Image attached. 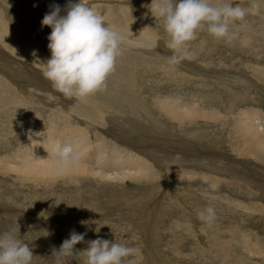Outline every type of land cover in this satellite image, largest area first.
Instances as JSON below:
<instances>
[{
  "label": "rangeland",
  "instance_id": "1",
  "mask_svg": "<svg viewBox=\"0 0 264 264\" xmlns=\"http://www.w3.org/2000/svg\"><path fill=\"white\" fill-rule=\"evenodd\" d=\"M3 1L0 12L6 22L10 14L12 24H28L25 13L17 7L11 12L13 5ZM141 1L148 5L137 6ZM154 1L166 7V15L153 7ZM20 2L23 9L32 10L30 1ZM75 2L93 20L89 6L95 2ZM205 3L124 1L133 6L130 23L144 18L139 24L150 25L159 41L142 51L105 39L102 30L70 29L59 23L63 29L57 32V43L110 46L104 53L111 55L100 56L106 58L101 66L109 71L112 61L125 70L130 83L125 93L122 84L118 86L121 109L114 108L116 113L101 106L103 131L83 117L66 118L88 130L91 145L106 146V157L117 149L124 161L134 158L128 154L146 161L144 169L140 167L143 172L133 166L143 176L136 172L126 178V170L103 167L96 170L123 173L124 178L25 174L26 165L38 160L65 161L34 152L44 156L39 134L54 129L62 135L59 129L66 122L59 117L69 114L70 107L35 75L16 69L12 62L0 64V81H7L19 100L5 102L0 94V264H264V162L241 153L244 145L236 126L242 110H256L264 119V1L228 0L225 12L217 13L211 12L209 0ZM36 13L54 25L52 14L42 9ZM31 34L33 45H57L46 42L54 37L48 30L32 28ZM88 64L97 66L90 59ZM173 99L186 103L187 109L197 105L200 114L182 122L167 117L159 103ZM259 123L264 131V121ZM60 145L66 147L64 141Z\"/></svg>",
  "mask_w": 264,
  "mask_h": 264
},
{
  "label": "bare ground",
  "instance_id": "2",
  "mask_svg": "<svg viewBox=\"0 0 264 264\" xmlns=\"http://www.w3.org/2000/svg\"><path fill=\"white\" fill-rule=\"evenodd\" d=\"M28 1L31 2L32 10H30L29 8L23 9V6L20 0H4L3 1L5 2L6 5H13L11 7V12L12 10H15L17 7L21 11V13H25L28 19V24L24 22H23V25H20V26H18L17 24H12L13 21L10 18L11 16L10 14L7 15V18H8L7 20H9V22H6L5 21L6 17L5 16L3 17L2 15L4 13L0 12V64L1 63L4 64L6 62H12L16 69H20L21 71L25 73L35 75L36 78H39L40 80L44 81L45 88L48 89L50 93L55 94L59 98H61L64 101V104L70 107V112H68L69 114L67 115L66 114L62 116L60 115L59 117L61 118V121L65 120L66 122V126L63 127L62 129H59L62 135L55 134L58 131L54 129H49V131L45 130L46 132L43 135L39 134L38 136L39 139L37 140V142H40L41 145H43L44 156H41L38 150L34 152L35 153L34 155L37 157H43V158L44 157L46 158L58 157L59 159L65 160V161L58 163V162H51V161L49 162L46 160H38L34 164L26 165L25 174L27 175L32 174L31 177L36 178L38 176L39 177L40 176L41 177H51L52 175H55V174L77 173L78 175L79 173H83L84 175H88V176L91 175L94 177L99 175L98 177H101L103 179L105 178V175L106 177H109V179H114L116 177L118 178L119 176L124 175L123 173L122 175L121 174L119 175L116 173L111 174V172L106 173L105 171L102 172V171L96 170V169H99L96 167H103L104 169L110 168L111 170L112 169L113 170L123 169L127 171L126 178L134 177L135 174L133 175V173H136V172L139 173V170L141 169L140 167H143L144 169V166H146L147 164L146 161H143L141 158H136L137 155L135 157V155L133 156L132 154L130 155L128 154V157H134V158H130L129 160L124 161V159L120 155L122 151L119 154V151L117 149L112 150V152H110V154L106 157L105 155L106 152H103L106 146H104L103 144L101 145L98 144L96 146L91 145L90 140H89L91 136L88 134L87 132L88 130H86L85 128H82V126L81 128L76 127L71 119L66 118L68 116H70V118L74 117V115L75 117L79 119L83 117V119L86 122H88L90 125H93L97 129H100L103 131V128L101 127V123L104 124L103 122H105L106 120H104L102 117V107L101 106H104L105 109L106 108L108 109L109 107L113 109L120 108L119 103H121L120 101L121 97L118 94L119 84H122V87H121L122 93L129 91L128 85H130V83H128L127 81L128 77L126 76L125 72L123 73V71L125 70L122 71L123 68L122 67L120 68L118 65L116 68L112 61L108 64L109 71L107 70V68L105 69L104 66L103 67L101 66L104 62H106V58L101 59L100 56L102 55L108 56L109 53L105 54L104 52L110 51L111 50V48H109L110 46L105 47L106 46L105 45L102 48H98L97 44H95L97 48H94V46L93 48L92 46L91 48H89L85 45L75 46L69 43H63V42L57 43V41L55 40H57V37H58L57 32L63 29V27L59 26V23H62L63 26L70 27V29H78V30L89 29V31L91 32L92 31L98 32L102 30V34H103L102 36H104L105 39L113 40L115 42H117V40L120 42H125L126 44L130 45V47H134V49L138 51L141 48L149 49V47L155 46L157 42H159L157 39V36L154 35V33L152 32V29L148 27L150 25L142 26L139 24L140 23L139 21L141 22L145 21L144 18L142 20L139 18H136V19L134 18L135 19L134 22L130 23V17L128 16V13L133 11V6L124 4V1L126 0H117L118 4L116 6L104 5L103 1L100 2V0L99 1L98 0L96 1L87 0V1L95 2L94 5H92L91 3V7L89 6V8L91 9L90 11L94 13V14L91 13L93 20L91 18L88 19L86 17V15L90 13L81 10L78 6V3H76L75 0H28ZM77 1L83 3L85 0H77ZM113 1L116 2V0H113ZM129 1L134 2V3L138 2V0H129ZM205 1H206L205 3L206 5L208 0H205ZM209 1L211 2V7H212L211 12L217 13V12H220L221 9L224 11L227 8L226 7L227 4L225 3H228V0H209ZM27 4L29 3L27 2ZM98 5L100 6L98 7ZM139 5L141 7H145L148 4L146 2L141 1L137 6ZM152 5L154 8L156 7V9L161 14L166 15V11H165L166 7L161 6L159 1L152 2ZM183 6L189 9L194 8L192 7V5H191L192 8H190L188 4H183ZM0 8L2 7L0 6ZM99 8L100 9L105 8V9L99 10ZM37 9H42L43 11L45 10V12L52 14L53 18H55L53 19L54 25L51 23H48L47 21L48 18H45L43 14H40L38 16L36 13ZM206 9H209V8H206ZM96 10L98 12L97 14L95 13ZM110 10H112V12L108 13ZM71 11H76L77 15H75ZM118 11H120L121 14L119 16H114L115 15L114 13H117ZM198 11L199 10L197 9L196 14L198 13ZM102 12H105V13H102ZM200 12L201 11H199V14ZM7 13H10V10ZM5 15H6V12H5ZM35 15L37 16L35 17ZM91 23H93L94 25ZM160 23H161V19L159 20V24ZM32 28L33 29H45V30H48V32L53 33L54 37L52 39H48L46 42L52 45L57 43V45L47 46V48L44 47V44L43 45H37V44L33 45L32 43L33 36L29 35V33L30 34L32 33ZM236 28L241 29L240 26ZM146 29H149V30L147 31ZM95 33L93 32V34ZM100 33L101 32H99V34ZM89 37H90V33H89ZM105 39L102 38V40H105ZM244 40H247V39H244ZM241 42H244V41H241ZM171 43L172 42H170L169 44ZM110 44L108 43V45ZM246 44H248V41ZM144 50L143 52H145ZM89 59L93 60L97 66L93 67L92 65L88 64ZM126 59L124 60L126 61ZM122 63L123 62H121L120 64ZM62 66H66V67H62ZM125 66L127 67V63L126 65H124V67ZM135 83L136 82H134V84ZM131 86L134 87V85L132 84ZM9 89H12V93L9 92ZM111 91L113 92L112 96L110 95ZM0 94L3 97H6L5 102L7 101L9 103L17 98L15 90H13V88L10 87L7 81H0ZM135 95L133 94L132 96H135ZM130 98L132 97L130 96ZM18 101L15 100L14 102L18 103ZM126 101L128 102L127 99ZM132 101L133 99L131 100V102ZM130 107H131V104H130ZM159 107L165 110L164 115H166L167 117H169L168 115H170L173 119L180 121V122L184 121L185 119H189V120L193 119L194 117L200 114L199 112L197 113V110L195 107L187 109L188 107L187 104L180 101L179 99H173L171 101L165 100V102L159 103ZM181 107H186V109H182ZM156 110H158L159 112V109H156ZM115 113H116V110H115ZM160 113H162L161 110H160ZM240 115L238 114L239 116L238 118L240 120L237 119L239 123L238 125H236L238 126L237 134L241 138L240 141L243 142L244 146L240 147L239 150H241V153L243 155L246 154V155H249L250 157L256 156L255 159L262 160V162H264V131L262 130L260 123H259V121L260 122L264 121V119H262L263 116H260L262 114L259 115L258 111L249 109V110L240 111ZM235 137H238V136L236 135ZM62 141H64V145L66 146L65 148L61 147L60 145ZM142 149L143 147H141V150ZM144 152L147 155L151 153V150H144ZM131 164L133 165L131 166ZM133 166L137 168L139 166L138 168L139 170L135 171V169H133ZM241 168H244V167H241ZM143 169H141V171ZM141 175L142 173H139V176ZM25 178H28V177H25Z\"/></svg>",
  "mask_w": 264,
  "mask_h": 264
}]
</instances>
